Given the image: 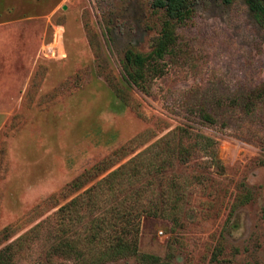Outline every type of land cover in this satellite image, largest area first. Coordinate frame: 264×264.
I'll return each instance as SVG.
<instances>
[{"label": "rangeland", "instance_id": "1", "mask_svg": "<svg viewBox=\"0 0 264 264\" xmlns=\"http://www.w3.org/2000/svg\"><path fill=\"white\" fill-rule=\"evenodd\" d=\"M152 2L0 0V264H264V24L197 0L144 93L122 60L151 51ZM80 194L70 235L126 195L177 222L141 217L136 255L68 257L56 212Z\"/></svg>", "mask_w": 264, "mask_h": 264}, {"label": "trees", "instance_id": "2", "mask_svg": "<svg viewBox=\"0 0 264 264\" xmlns=\"http://www.w3.org/2000/svg\"><path fill=\"white\" fill-rule=\"evenodd\" d=\"M197 0H153L152 6L155 9L163 10L164 19L161 22L159 35L156 38L152 49L149 53L143 54L133 49L126 50L122 60V69L129 83L140 91L147 93L151 81L160 76L163 70L164 58L171 53L176 43V26L190 17L192 9ZM223 4L229 5L237 0H217ZM258 22L264 24V0H242ZM205 117V116H204ZM141 155V154H140ZM138 155V156H140ZM137 158V157H136ZM136 158L130 159L127 163L122 164L118 168L111 170L104 177L100 178L93 186L86 189L83 194H87L101 184L112 182V186L108 185L109 193H114V183L123 180V178L136 173L139 175L140 170L137 167L131 172H127L134 163ZM129 168V169H127ZM142 192L140 191V194ZM80 194L72 199L68 204L60 207L58 213V233L59 241L54 248L56 251L65 256H72L79 259L83 254H89L90 250H94L92 260L107 261L116 257L132 256L137 253V244L139 236V222L141 217L162 216L177 222L176 209L179 206H173V214H163L156 210V206H135L128 200V195L120 201L110 206H87L90 214L95 213L88 219L86 226V234L88 236L81 237L74 233L65 231L64 222L69 220L70 212L77 209L79 200L82 198ZM127 197V198H126ZM139 201V200H138ZM141 210H138V208ZM135 210V211H134ZM56 223V224H57ZM39 226L36 225V228ZM66 227V226H65ZM14 242H12L9 246ZM8 246V247H9Z\"/></svg>", "mask_w": 264, "mask_h": 264}]
</instances>
